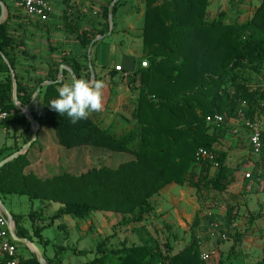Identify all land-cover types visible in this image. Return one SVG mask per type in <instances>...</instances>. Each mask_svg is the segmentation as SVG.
Returning <instances> with one entry per match:
<instances>
[{"label":"trees","instance_id":"obj_1","mask_svg":"<svg viewBox=\"0 0 264 264\" xmlns=\"http://www.w3.org/2000/svg\"><path fill=\"white\" fill-rule=\"evenodd\" d=\"M113 1L107 0L97 12L92 29L78 35L84 53L70 59L64 56L58 61L51 59L46 77H36L34 82L24 80L19 71V56L23 52L10 32V19L0 24V71L6 74L0 79V106L15 112L2 124L18 122L30 126L13 101L10 68L1 54L16 70L17 96L22 106L31 101L45 79L57 81L61 64L69 65L76 78L90 79V70L83 59L88 58L96 36L109 31ZM142 1L145 9L141 39L148 64L143 67L140 63L134 73L135 79L139 76V84L133 87L138 91L133 118L139 129L117 136L91 116L72 123L66 114L61 116L52 110L48 104L57 98L58 87L66 79L71 80L68 71L64 72L63 81L44 86L42 98H36L30 107L40 125L54 127L59 143L66 148L95 146L131 153L135 158L117 167L104 165L79 174L63 172L42 179L32 172H24L29 165L25 153L0 168V194L18 193L31 199L58 202L61 207L53 219L64 215L86 219L96 212L121 214L122 219L111 235L114 237L118 228L143 222L154 210L152 197L172 183L198 192L223 193L237 182L240 166L227 164L228 153L220 145L230 128L228 123L236 120L240 110L246 118L262 124L259 158L255 161L249 158L246 163L253 167L249 180L260 183L264 178V92L261 86L251 84L252 75L260 74L264 63V0H260L246 21H228L225 12L209 19L212 0ZM120 2L111 9L115 26ZM103 41L96 40L93 45ZM217 114L225 117L224 123L216 125L207 121L208 116ZM238 130L236 136L247 137L252 149L250 131L244 126ZM201 147L212 152L215 158L197 160ZM4 149H0V155ZM214 165H217L215 170ZM232 210L227 214V226L233 223ZM200 223L197 213L190 226L192 241L178 253L173 254L169 244L152 247L127 240L121 246L108 247L110 237H107L98 242L95 256L81 264H205L197 240L196 228ZM17 230L20 237L32 239L19 220ZM34 236L41 242L44 240L37 228ZM64 249L59 247L55 260L47 258V262L61 264ZM81 253L87 255L89 251ZM24 260L27 264H41L35 253ZM258 264H264V258Z\"/></svg>","mask_w":264,"mask_h":264},{"label":"crops","instance_id":"obj_2","mask_svg":"<svg viewBox=\"0 0 264 264\" xmlns=\"http://www.w3.org/2000/svg\"><path fill=\"white\" fill-rule=\"evenodd\" d=\"M1 2L5 8L4 18L1 22L3 23L7 21V18L12 17V12L10 11L6 0H0V17L2 15ZM89 8V0H69L68 3L66 1H62L55 6L54 11L50 15L49 19L46 22H42L45 24V26L31 27V30L33 31L26 32V48H23L27 50L29 56L26 58L29 60L26 61L24 57H22L23 61L20 59L19 62V68L20 65L23 64V66H27L26 68H28V70L24 69V71H21L20 68L19 71L21 74L26 77V75L30 74V76H32L36 72L35 69L31 68V63H26L31 60L33 61L34 56L31 57V55H36V59H39V61L44 60L46 65H48L51 59L58 61V59L63 56L67 59H70L74 56L80 55L83 52V48L79 39H75V35H78V33L81 31H88L89 29L93 28V20L90 18V12L92 10ZM88 10H90V12H88ZM119 18L121 23L122 17L120 16ZM134 18H137V16L128 15L126 18L127 24L131 25ZM117 20L118 19H116V21ZM57 23L58 26L62 24V28L67 31L70 36L66 37L64 36V33L62 34L61 32V34H58V26L54 25ZM131 27L132 26L126 27L127 29L125 30V33L120 35L123 41H120L119 44L112 43L113 38L120 37L118 36L119 33L112 31L111 34H106V36L102 38L104 39L103 43L99 45H93L96 40H100L96 39L100 35L96 36L94 42L88 50V68L90 73L91 69H93L95 80H103L106 85L103 90V110L92 113L90 116L103 128L112 131L117 136H121L130 129L140 128L136 120L133 118L134 111L137 107L138 97V91L133 90V87L139 84V76H137L135 79L134 73L140 67L138 57L142 47L141 43H139L141 42V33H138L137 36L133 37L134 41L131 42L130 35L133 34L134 30H136L135 28L133 29ZM33 34H37L38 36L36 39L39 42H37L38 47H36L34 43ZM39 47L40 51L38 49ZM40 53H42V55ZM117 53H119L121 55L120 58L125 61L122 65L124 69L123 72H117L113 70L117 64ZM141 53L143 54V52ZM4 62L6 63L5 60ZM24 62L26 65H24ZM61 65L66 67L64 72L68 71L71 74V79L74 78L75 75L74 73H71V67L66 64ZM5 76L6 74L0 71V79L4 78ZM36 77H34V79ZM63 79L64 75L62 81ZM89 80H92L91 75ZM48 81L51 80L45 79L42 85L39 86L41 87V90L44 86L48 85ZM66 81L68 82L70 79H66ZM33 82L30 84L33 85ZM41 90L38 94H36L35 99L42 98L43 90ZM11 123H6V125H10ZM14 123L18 124L23 129V134L21 135L20 140L23 141V143L20 145L19 141L16 140L13 145H4L0 147V149L5 148L3 153L0 155V161L24 149L25 144L32 139L34 128L30 123V126H24L18 122ZM33 143L26 151L29 165L25 168L24 172H32L42 179L51 178L63 172L79 174L92 167H100L104 165L117 167L120 163L135 158V156L131 153L116 152L107 148L95 146H80L75 148L65 147L66 149H64L62 148L64 146H62L58 141L54 127L48 124L40 125L38 138L36 139V142L34 144ZM66 153L69 154V156H71V154L73 155L71 156L72 158H70L73 162L71 164V169L68 168L62 170L60 168L58 170V160L63 161L62 159L60 160V158H62L61 155L65 156ZM80 153H83V156H80ZM58 156L60 157L58 158ZM64 158L66 159V157ZM89 162L91 163L90 165H88ZM85 163H87L86 166H84ZM79 165L80 167L78 168L80 169H77V166ZM185 189L191 188L188 186H181L176 183H172L165 187L158 195L152 197L151 199V202L154 205L155 214L146 217L143 222L138 223L137 225L143 226L146 223L154 222L153 220L161 216L163 217L162 220L164 224H168L169 226H183L185 223L184 216H186L187 221H189V219L195 216L196 207L192 206V211H187L186 213L184 209L185 207H181L183 204L178 201L174 202L172 197L176 196L178 193L184 192ZM170 198L173 201L169 200ZM0 199L7 211H9V213H11L14 218V228L16 234L18 235L17 220H19L20 224L28 231V235L32 236V239H29L28 237L24 238H28L30 241H33L42 251L46 259L49 258L55 260L58 247H61L60 244L70 243V246H68V244L67 246L62 244V247L65 249L61 254V264H81L88 259L93 258L95 256V248L98 242L107 237H110V239L107 241V246L110 245V240L111 243L112 241L114 242L117 240V245L121 246L123 241L127 239L125 237L123 241H120V236L123 231H120L119 229L123 228L125 231L127 227H131V225H128L126 227L118 228L115 230V236L112 237L111 235L115 233L114 227L122 219L121 214L112 212H96L91 214L90 217L86 219L76 218L72 215H64L60 218L53 219V216L61 207V204L58 202L31 199L28 195L18 193L0 194ZM46 227H58L59 230H61L62 235L59 245L56 242V239L43 234ZM36 228L40 231V234L44 238L42 242L34 236V231ZM69 240L72 243L69 242ZM22 247H26L28 249L27 255H24L20 251ZM18 249L20 255L24 258H30L31 254L34 253L27 245L21 244L19 242ZM83 250H87L89 253L84 255L81 253ZM53 264L58 263L57 261H54Z\"/></svg>","mask_w":264,"mask_h":264},{"label":"rangeland","instance_id":"obj_3","mask_svg":"<svg viewBox=\"0 0 264 264\" xmlns=\"http://www.w3.org/2000/svg\"><path fill=\"white\" fill-rule=\"evenodd\" d=\"M6 2L12 12V17L7 18V20L10 19V32L19 44L20 51L23 52L21 53L20 59L23 61L22 57H24V59L28 61L29 59H27V56L29 55L27 50L23 49L24 47L26 48L27 38L25 34L26 32L33 31L31 27L45 26L42 22L46 21H37L28 18L16 0H6ZM89 2V9L92 11L90 12V10H88V12L91 13V16H89L93 20L94 17L97 16V12L101 11L103 4L107 3V0H89ZM259 2L260 0H212L207 16L209 19H213L219 17L221 12H225L228 21H246L252 17ZM144 9L145 6L142 0H121L116 17L118 20L112 31L119 33L118 36H120L122 33H125L126 27L132 26L131 28L136 29L133 34L130 35L131 39L129 38L131 42H133V37L137 36L138 33L142 34ZM128 15L137 16V18L132 20L133 23L131 25L126 22ZM120 16L122 17L121 23ZM54 25L58 26V23ZM63 30L62 24H60L58 26V34L61 32L62 34L64 33L66 37L70 36L67 31ZM81 32H79L78 35L81 34ZM33 35L34 43L36 47H38V41L36 40L38 36L37 34ZM78 35H75V39L78 38ZM120 39L121 36L113 38L112 43L119 44L120 41H123ZM139 43H141L142 47L138 58L142 66L144 61L148 63V59L143 52L142 39ZM38 49L40 51V47ZM141 52H143V54ZM40 54L42 55V53ZM120 56L119 53L116 54L117 64L113 68V70L117 72L124 71L122 65L125 61H123ZM36 58L37 56L35 55L33 61L26 62L31 63V68L36 71L32 76H30V74L26 75V77L24 76L23 79L26 81L34 80L36 76L43 75V77H46L48 65H46L44 60L39 61V59L37 60ZM83 61L85 62L84 64L88 65L89 58L83 59ZM26 63L24 62V65H26ZM26 67L27 66H23L22 64L20 65V70H28ZM261 70L262 72L260 74L252 75L251 84L253 87L261 86L264 92V63L262 64ZM228 125L230 128L226 136L221 139L220 149L228 153V165L231 167L240 166L236 174L237 182L223 193L207 190L198 192L195 188L188 186L191 189H185L184 192L174 196L176 198H172L174 202L178 201L183 204L181 207H185L186 213L187 211H192V206L196 207V214L199 213L201 220L200 225L196 228L201 255L206 253L210 254L208 259L202 260L201 258L205 264H219L220 262H223V264H258V261L264 258V178L261 179L260 183L249 180L251 177L249 178L248 175L251 174L253 167L250 163H246V161L249 158L254 161L258 160L259 154L253 152L247 137L243 138L236 136L239 133L238 129L242 126L239 122L231 120ZM231 127H234V129ZM235 129H237V133H234ZM22 134L23 129L14 122L10 125L1 124L0 147L4 145H13L16 140H18L21 145L23 143V141H20ZM62 148L66 149L65 147ZM82 154L83 153H80V156ZM61 156L62 158H60V160L62 159L63 161L58 160V170L60 168L62 170L71 169V164L73 162L70 158H72L71 156L73 155L71 154V156H69V154L66 153L65 156ZM59 157L60 156H58V158ZM64 157H66V159ZM90 164L89 162L88 165ZM86 165L87 163L84 164V166ZM78 167H80V165L77 166V169H80ZM216 167L217 165H214L213 170H215ZM169 200L173 201L171 198ZM231 208H233V223L231 226H227V214ZM154 211L155 210L150 212L148 216L155 214ZM196 214L194 217L191 216L192 218L190 217L191 219H189V221H187L186 216H184L185 223L183 226H169L168 224H164L162 220L163 217L161 216L153 220L154 222L146 223L143 226L132 224L131 227H127L125 231L123 228L119 229L123 231L120 236V241H123L126 237L129 243H144L152 247L156 244L162 246L169 244L172 247V253H178L192 241L190 226L195 221ZM254 216L256 219L252 218ZM43 234L56 239L59 245L62 232L58 227H46ZM69 242L71 241L69 240ZM62 244H60V246H62ZM67 244L70 246V243H64L63 245L67 246ZM112 246H118L117 240L114 242L112 241V243L110 240V245L108 247ZM20 251L24 255L28 254V249L26 247H22Z\"/></svg>","mask_w":264,"mask_h":264},{"label":"built area","instance_id":"obj_4","mask_svg":"<svg viewBox=\"0 0 264 264\" xmlns=\"http://www.w3.org/2000/svg\"><path fill=\"white\" fill-rule=\"evenodd\" d=\"M24 11L25 15L33 20L47 21L54 11L57 4L63 0H16ZM147 61L142 63L143 67L147 66ZM117 69V68H116ZM264 108V103L262 104ZM15 112H10L0 106V125L6 121ZM207 121L216 125H221L225 122V117L221 115L208 116ZM236 121L250 131L249 141L253 152L259 154L262 149V124L254 122L246 118L244 113L240 110L237 114ZM237 129L234 130V133ZM215 155L207 149L201 147L197 152V160H213ZM249 176V175H248ZM213 226V225H212ZM225 237V235H224ZM209 253L202 254L201 258L208 259ZM0 264H27L19 253L18 242L14 239L11 229V223L7 216L0 208Z\"/></svg>","mask_w":264,"mask_h":264},{"label":"clouds","instance_id":"obj_5","mask_svg":"<svg viewBox=\"0 0 264 264\" xmlns=\"http://www.w3.org/2000/svg\"><path fill=\"white\" fill-rule=\"evenodd\" d=\"M105 86L103 80L72 78L58 87L57 98L48 105L61 116L66 114L72 123H77L103 110Z\"/></svg>","mask_w":264,"mask_h":264},{"label":"water","instance_id":"obj_6","mask_svg":"<svg viewBox=\"0 0 264 264\" xmlns=\"http://www.w3.org/2000/svg\"><path fill=\"white\" fill-rule=\"evenodd\" d=\"M118 0H114L113 3L111 4L110 6V13H109V23H110V27H109V31L107 34H111L112 33V29L114 27V20H113V15H112V7L114 6V4L117 2ZM1 5H2V15L0 17V23L3 21V18H4V12H5V8H4V5L2 4L1 2ZM106 36V34H103V35H100L98 36L96 39H102ZM3 59L6 61V63H8L9 65V68H10V72H11V76H12V81H13V101L16 105V107L19 109V111L21 113L24 114V116L26 117V119L29 121V123L33 126L34 128V131H33V136H32V139L30 141H28L26 144H25V147L24 149H22L21 151H18L14 154H12L10 157H7L5 158L4 160L0 161V168L5 165L6 163L14 160L15 158L19 157L20 155L26 153V151L31 147L32 143L38 138V132H39V129H40V124L39 122L33 117L32 115V111L30 109L34 99H35V96L36 94H38L41 90V87H39L35 93V95L32 97L31 101L25 105V106H22L21 103L19 102L18 100V96H17V77H16V73H15V70L14 68L9 64L7 58L1 54ZM66 67L64 65H61L60 66V69H59V79L57 81H48L47 84H52V83H57V82H61L62 81V78H63V75H64V69ZM71 73L73 74V72L71 71ZM91 77L92 79H95V74H94V71L93 69H91ZM74 78H76L74 76ZM0 208L3 210V212L5 213V215L7 216L8 220L10 221L11 223V229H12V234L14 236V239L21 243V244H24V245H27L31 251H33L36 256H37V259L40 261L41 264H47V260L46 258L44 257L42 251L38 248V246L33 242V241H30L28 238H24V237H20L16 234L15 232V221H14V218L13 216L11 215V213H9V211H7V209L5 208L4 204L2 203L1 199H0Z\"/></svg>","mask_w":264,"mask_h":264}]
</instances>
